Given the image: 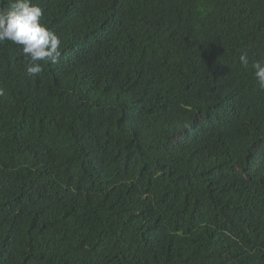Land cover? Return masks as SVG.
Listing matches in <instances>:
<instances>
[{
    "label": "trees",
    "instance_id": "obj_1",
    "mask_svg": "<svg viewBox=\"0 0 264 264\" xmlns=\"http://www.w3.org/2000/svg\"><path fill=\"white\" fill-rule=\"evenodd\" d=\"M33 3L61 56L0 44V264H264V0Z\"/></svg>",
    "mask_w": 264,
    "mask_h": 264
},
{
    "label": "clouds",
    "instance_id": "obj_2",
    "mask_svg": "<svg viewBox=\"0 0 264 264\" xmlns=\"http://www.w3.org/2000/svg\"><path fill=\"white\" fill-rule=\"evenodd\" d=\"M42 17V8L33 0H7L0 7V44L10 41L21 46L27 58L25 74L30 77L43 71L41 61L56 64L61 56L62 41ZM240 63L249 65L247 52L240 55ZM251 67L259 87L264 89V59L253 60Z\"/></svg>",
    "mask_w": 264,
    "mask_h": 264
}]
</instances>
